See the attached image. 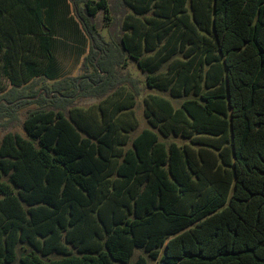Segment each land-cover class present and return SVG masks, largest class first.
<instances>
[{"label": "trees", "instance_id": "1", "mask_svg": "<svg viewBox=\"0 0 264 264\" xmlns=\"http://www.w3.org/2000/svg\"><path fill=\"white\" fill-rule=\"evenodd\" d=\"M100 12L108 29L113 17L121 25L109 42ZM79 25L93 72L56 78L55 37ZM0 51L10 117L7 104L52 99L26 118L28 138L0 139V264H129L137 249L160 264H264V0H0ZM176 53L184 57L160 83ZM125 58L149 86L189 97L175 108L150 96L152 129L113 165L116 115L134 95L115 101L96 136H83L67 108L123 83Z\"/></svg>", "mask_w": 264, "mask_h": 264}, {"label": "rangeland", "instance_id": "2", "mask_svg": "<svg viewBox=\"0 0 264 264\" xmlns=\"http://www.w3.org/2000/svg\"><path fill=\"white\" fill-rule=\"evenodd\" d=\"M128 12V11H127ZM126 12V13H127ZM125 13V14H126ZM124 14V15H125ZM70 16H73L72 13ZM105 14L100 12L97 16V25H98V33L101 38L106 42L110 41V34L112 32L119 31L120 24L114 22L111 28H107L110 21H106L104 18ZM81 31L82 28L79 25L78 27ZM72 43H75L71 40ZM91 41L90 39L86 40L85 46L78 44L80 47H70V45L66 46L61 44L58 41L55 44V48L57 49V60L60 66H62L60 73L55 71L54 76L59 79L68 78V77H81L86 73L91 74L93 72L92 68L85 69L83 68V60L89 53ZM64 46V47H63ZM85 47V55L82 56L81 49ZM4 49H1V51ZM0 51V94L4 91L9 90L12 87V83L9 80L8 73V60L5 56V52L1 53ZM154 52V51H152ZM150 54H154V53ZM81 55V56H80ZM172 56L169 59H166L164 64L161 65V68L157 71L156 75H162V77H158L159 82L161 83L164 76L171 77L172 73L177 69L175 66H172L173 62L176 59H180L184 57L183 53L171 54ZM56 60V61H57ZM55 61V64H56ZM125 64H121L119 67V72L117 73L118 79L124 80L123 83L116 86L114 90L108 92L103 97H92V96H79L72 97V104L68 106L67 110H73L71 113L72 120L77 125L78 129L82 131V135L88 137L89 135L96 136L101 134L105 126V121L108 120L107 115H110L114 111V103L115 101H119V104L124 106L123 95L124 94H133L134 95V105L132 109L129 110H121L116 115L117 118V129L119 132V136L116 137V143L120 146L119 148L114 150L113 165L121 160V157L124 151L128 148H132V140L141 133L144 129H152L151 122L149 119V112H147V101L150 96L162 97L164 99L169 100L175 108L181 106L183 101L189 97L181 96L174 97L172 91H170V87H151L149 86V82L147 79V74L143 73L137 66V64L130 59L125 58ZM125 78V79H123ZM162 78V79H161ZM53 84V80L48 79L43 82H38L36 88H42L43 86H48L49 88ZM152 86H155L152 83ZM124 88V89H123ZM42 92V91H41ZM116 94V95H115ZM119 96V98H118ZM37 98H24L23 104H18L16 107L13 104H7V106H13L14 110L13 118L10 117L11 111L2 107L0 102V139L6 135L7 133H17L24 138H28V135L24 129V122L30 112L35 110L43 109L44 107H49L50 101L52 99L46 98L45 101H37ZM100 107L104 108V118L101 116ZM70 116V115H69ZM157 131V130H156ZM121 134V136H120ZM160 140L164 142L166 145L170 143H177L179 145H183L185 143L184 139L180 136H174L173 134H169L167 136H163L159 134ZM112 178V177H111ZM26 253L28 251L21 250L19 255ZM139 257H145L148 260L149 264H160L159 260L153 261L148 258L147 254L143 250H136L129 264H136ZM56 258V257H53ZM120 264V263H116Z\"/></svg>", "mask_w": 264, "mask_h": 264}, {"label": "crops", "instance_id": "3", "mask_svg": "<svg viewBox=\"0 0 264 264\" xmlns=\"http://www.w3.org/2000/svg\"><path fill=\"white\" fill-rule=\"evenodd\" d=\"M71 33H73V34H71ZM67 34H68V36H67ZM71 40H73L75 43H72ZM86 40H87V38H86L83 30L81 31L80 29L76 30L75 32H73L72 30H69V31H66L64 35L56 36L55 37V42L53 44V51H52L53 52L54 62L57 60V56H56L57 49L55 48V44L58 41H60L61 44H64L66 46L70 45V47H80V46H78V44H81V45L85 46ZM81 49H83V51L81 50V54L83 56V55H85V53H84L85 47H82ZM53 68H54L55 71H57V73L58 72L60 73L62 66L59 65L58 60L56 61V64H54Z\"/></svg>", "mask_w": 264, "mask_h": 264}]
</instances>
